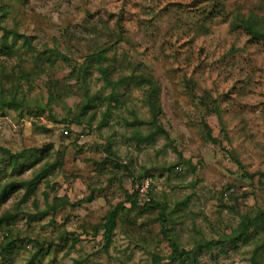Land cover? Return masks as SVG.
<instances>
[{
  "label": "rangeland",
  "instance_id": "1",
  "mask_svg": "<svg viewBox=\"0 0 264 264\" xmlns=\"http://www.w3.org/2000/svg\"><path fill=\"white\" fill-rule=\"evenodd\" d=\"M77 263L264 264V0H0V264Z\"/></svg>",
  "mask_w": 264,
  "mask_h": 264
},
{
  "label": "built area",
  "instance_id": "2",
  "mask_svg": "<svg viewBox=\"0 0 264 264\" xmlns=\"http://www.w3.org/2000/svg\"><path fill=\"white\" fill-rule=\"evenodd\" d=\"M36 121V118L32 119ZM65 134V133H64ZM158 184L152 175L142 176L138 182L132 183V193L136 195V200L139 205L148 203L152 194L157 190Z\"/></svg>",
  "mask_w": 264,
  "mask_h": 264
},
{
  "label": "trees",
  "instance_id": "3",
  "mask_svg": "<svg viewBox=\"0 0 264 264\" xmlns=\"http://www.w3.org/2000/svg\"><path fill=\"white\" fill-rule=\"evenodd\" d=\"M9 105H12V104L10 103ZM140 178L141 177H135V178H133L132 183L138 182ZM1 195H2V197H4L5 196V192L3 191V193H1ZM130 198L132 200L133 206H139L138 203H137V200H136V195L134 193L131 194V197ZM152 200H153V197L150 199V201L148 203H146L145 205H143V207L149 205ZM116 215H117V211H111V213H110L111 219L112 218H115ZM109 222H112V221H109ZM255 222H256L255 219H249L244 224V227L239 230V233H235L233 235V237H235L238 234H240V235L246 234L247 229H248V226H251V225L255 224ZM107 227H109V226L107 225ZM165 233L168 234V231L165 230ZM171 244L173 245V253L174 254L175 253H178V246L176 245L175 241H172ZM183 254H186V252L181 253L179 255L182 256ZM77 264H79V263H77Z\"/></svg>",
  "mask_w": 264,
  "mask_h": 264
}]
</instances>
